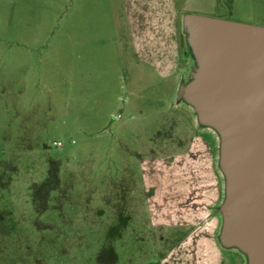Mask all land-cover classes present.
<instances>
[{"label": "rangeland", "instance_id": "rangeland-1", "mask_svg": "<svg viewBox=\"0 0 264 264\" xmlns=\"http://www.w3.org/2000/svg\"><path fill=\"white\" fill-rule=\"evenodd\" d=\"M189 1L184 12L264 27V0ZM186 37L162 81L134 65L122 0H0V264H158L140 162L156 151L191 153L204 206L198 242L160 264H246L219 242V135L170 97L199 68Z\"/></svg>", "mask_w": 264, "mask_h": 264}, {"label": "water", "instance_id": "water-1", "mask_svg": "<svg viewBox=\"0 0 264 264\" xmlns=\"http://www.w3.org/2000/svg\"><path fill=\"white\" fill-rule=\"evenodd\" d=\"M182 28L199 68L177 99L219 135V242L264 264V27L188 13Z\"/></svg>", "mask_w": 264, "mask_h": 264}, {"label": "crops", "instance_id": "crops-1", "mask_svg": "<svg viewBox=\"0 0 264 264\" xmlns=\"http://www.w3.org/2000/svg\"><path fill=\"white\" fill-rule=\"evenodd\" d=\"M216 1L201 0L200 7L209 2L211 7L215 6ZM186 3L188 0H122V16L134 53V65L141 72L148 70L162 81L175 77L179 65L178 39L184 33L182 17L188 14L184 12ZM80 56L73 53L72 75L83 80L91 70ZM77 86L79 90L78 83ZM170 97L177 98L176 88ZM140 162L153 232L156 242L164 246L160 257L166 258L177 243H195L200 239L197 232L194 234L199 229L204 207L200 168L190 152L165 158L156 151ZM128 221L122 217L124 228Z\"/></svg>", "mask_w": 264, "mask_h": 264}]
</instances>
